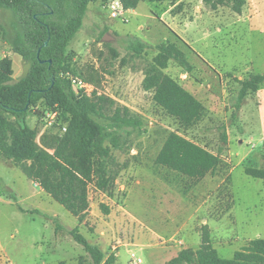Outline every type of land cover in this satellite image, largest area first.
I'll use <instances>...</instances> for the list:
<instances>
[{"label": "rangeland", "instance_id": "374dc122", "mask_svg": "<svg viewBox=\"0 0 264 264\" xmlns=\"http://www.w3.org/2000/svg\"><path fill=\"white\" fill-rule=\"evenodd\" d=\"M114 1L89 4L82 29L68 46L75 74L67 77L88 85L85 91L72 82L77 95L109 97L144 125L127 136L110 119L111 111L92 115L124 143L112 150L118 172L113 196L90 185V209L83 222L0 153V264H93L71 236L75 228L106 256L114 254L118 264H132V254L143 264H168L181 247L202 244L205 226L223 259H233L251 240L264 238V185L245 174L247 167L264 164L255 147L264 133L259 92L236 107L241 82L264 73V0H246L241 14L232 11L229 0L141 2L117 18L111 14ZM10 18L9 11L0 10V61L12 60L14 84L29 63L12 49ZM107 34L110 43L103 39ZM136 40L148 45L142 55L132 50ZM169 42L185 52L190 69L170 61L165 73L205 108L204 118L190 128L167 115L143 88L158 46ZM49 111L40 101L20 122L37 130L39 143L45 134H63L61 128L67 126L60 114L57 124L49 126ZM1 113L17 124L12 114ZM171 133L219 155V170L195 181L158 166L156 158Z\"/></svg>", "mask_w": 264, "mask_h": 264}, {"label": "trees", "instance_id": "16d2710c", "mask_svg": "<svg viewBox=\"0 0 264 264\" xmlns=\"http://www.w3.org/2000/svg\"><path fill=\"white\" fill-rule=\"evenodd\" d=\"M98 0H0V10L11 13L10 44L15 53L29 63L27 73L16 83L12 60L0 61V153L20 165L26 177L35 182L55 202L83 222L90 209L89 187L110 196L118 172L114 169L112 150L122 149L118 136L105 132L92 115L104 117L111 111L114 125L130 136L144 123L128 108L115 107L109 97L77 95L67 74L72 55L71 40L82 29L89 4ZM125 10H134L141 2L163 3L173 0H119ZM231 9L241 14L246 0H229ZM37 16V18L35 17ZM50 38L48 45H44ZM148 45L136 40L132 50L142 55ZM40 50V51H39ZM158 54L145 71L143 88L153 93V101L184 128L198 124L205 115L203 104L188 92L179 80L165 73L170 61L178 62L187 72L190 64L178 43L158 46ZM264 87V73L253 74L241 82L236 107L245 98ZM43 102L47 109L58 111L67 123V132L45 134L37 142L38 132L24 122L33 106ZM1 111L12 114L17 124L6 119ZM111 137V146L107 139ZM156 164L180 176L200 181L221 166L219 155L177 133H171L160 150ZM245 174L260 179L264 185V164L247 167ZM106 214L110 209L103 206ZM73 239L84 248L93 264H118L114 254L106 256L99 246L91 244L78 228ZM168 264H264V238L251 240L233 259H223L214 248L210 230H202L198 250L183 249Z\"/></svg>", "mask_w": 264, "mask_h": 264}, {"label": "built area", "instance_id": "2783aa9c", "mask_svg": "<svg viewBox=\"0 0 264 264\" xmlns=\"http://www.w3.org/2000/svg\"><path fill=\"white\" fill-rule=\"evenodd\" d=\"M111 10H112V13H111L112 17H115V18L125 13V9L119 0L114 1L112 3ZM72 82L73 84H76L77 86H79L80 89H83L85 91L88 89L87 88L88 85L84 83L82 80H72ZM58 115H59V112L53 111V110L46 113V118H47V122L49 126H54L57 124ZM61 129L63 133L67 132V126H63ZM132 264H143V260L139 257H136L135 254H132Z\"/></svg>", "mask_w": 264, "mask_h": 264}, {"label": "crops", "instance_id": "0c3cea01", "mask_svg": "<svg viewBox=\"0 0 264 264\" xmlns=\"http://www.w3.org/2000/svg\"><path fill=\"white\" fill-rule=\"evenodd\" d=\"M258 98H259V105L261 106V107H264V88L263 89H261L260 91H259V93H258ZM264 109V108H263ZM258 145H256L255 147H259L260 148V150H261V152L263 153L262 155L264 156V133H260L259 135H258ZM211 233V232H210ZM212 236V235H211ZM213 239V238H212ZM213 245H214V241H213ZM201 246V245H200ZM200 246L199 247H197V248H194L193 250H198L199 248H200ZM214 248H215V246H214ZM183 249H191V248H180L179 249V251L177 252V254L175 255V257H177L178 256V254H179V252L181 251V250H183ZM216 249V248H215ZM173 259V258H172ZM171 259V260H172Z\"/></svg>", "mask_w": 264, "mask_h": 264}, {"label": "water", "instance_id": "95a60500", "mask_svg": "<svg viewBox=\"0 0 264 264\" xmlns=\"http://www.w3.org/2000/svg\"><path fill=\"white\" fill-rule=\"evenodd\" d=\"M35 17L37 18V16H35ZM103 39H104V41L107 42V43H110V42L113 40L112 37H111L110 35H108V34L105 35ZM49 41H50V38L46 40V42H45L44 45H45V46L48 45ZM39 51H40V50H39Z\"/></svg>", "mask_w": 264, "mask_h": 264}, {"label": "flooded vegetation", "instance_id": "af4514ba", "mask_svg": "<svg viewBox=\"0 0 264 264\" xmlns=\"http://www.w3.org/2000/svg\"><path fill=\"white\" fill-rule=\"evenodd\" d=\"M26 61V60H25ZM27 62V61H26Z\"/></svg>", "mask_w": 264, "mask_h": 264}]
</instances>
